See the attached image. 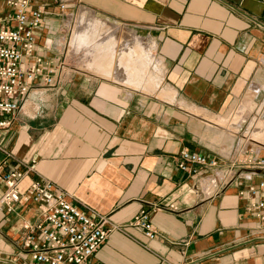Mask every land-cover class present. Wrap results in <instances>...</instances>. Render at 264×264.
<instances>
[{
    "label": "crops",
    "instance_id": "crops-1",
    "mask_svg": "<svg viewBox=\"0 0 264 264\" xmlns=\"http://www.w3.org/2000/svg\"><path fill=\"white\" fill-rule=\"evenodd\" d=\"M8 1L0 0L5 29L15 25ZM30 8L43 13L36 42L56 68L63 26L71 30L63 22L79 9L86 22L88 11L109 26L110 39H139L156 88L61 67L57 85L34 86L0 130L1 172L25 175L21 193L50 182L83 213L105 218L110 232L94 264H264V221L247 211L264 197L249 193L264 167L244 163L264 150L236 157L226 147L242 126L232 123L240 106L250 110L246 122L264 105V0H30ZM184 149L217 158L223 180L182 173ZM142 209L155 240L133 224ZM37 216L32 202L0 208V264H37L21 244L22 225Z\"/></svg>",
    "mask_w": 264,
    "mask_h": 264
},
{
    "label": "built area",
    "instance_id": "built-area-1",
    "mask_svg": "<svg viewBox=\"0 0 264 264\" xmlns=\"http://www.w3.org/2000/svg\"><path fill=\"white\" fill-rule=\"evenodd\" d=\"M8 4L15 8V25L6 29L0 26V130L9 128L34 86L57 85L61 68L40 55L35 36L43 13L37 8L31 9L30 0H9ZM63 9L61 5L60 10ZM178 159L179 170L192 178L207 179L210 184L223 180L218 175L221 165L213 156L184 149ZM244 163L264 167V156L255 160L248 157ZM253 175L250 172L246 176ZM24 176L18 170L1 172L0 167V184L4 187L0 208L11 213L14 205L21 201L37 205L36 220L21 227V244L30 258L37 264H94L92 258L110 232L105 227V218L96 219L83 213L50 182H32L26 192L21 193L18 185ZM227 177L230 173L224 176ZM261 190H264V177L249 193L255 197ZM260 195L247 206V211L256 220L264 221V197ZM133 224L143 231L146 239L155 240L157 233L151 225L149 211L140 210Z\"/></svg>",
    "mask_w": 264,
    "mask_h": 264
},
{
    "label": "bare ground",
    "instance_id": "bare-ground-1",
    "mask_svg": "<svg viewBox=\"0 0 264 264\" xmlns=\"http://www.w3.org/2000/svg\"><path fill=\"white\" fill-rule=\"evenodd\" d=\"M84 26L78 27L77 33L72 38V41L73 48L77 50V53L81 52L83 57H88V70L105 78L126 82L136 89H143L145 92H150L156 88L155 82L153 81L155 80V76H147L146 65L148 53L143 50V45L139 39L136 38L134 40L136 44L131 49L125 47L122 41L121 43L118 42L115 44L113 39H98L97 34L100 30H107L106 32L110 34L112 30L109 26L103 25L100 22L90 23L88 26ZM262 110L264 112V105ZM249 114V108L240 106L236 116L232 119L233 125L239 126L240 123H245L244 120ZM213 121L223 127L228 125V122L220 118L214 119ZM252 126L253 130L251 129L248 134L264 143V123L259 121L252 124ZM233 130L237 131L238 129L233 127Z\"/></svg>",
    "mask_w": 264,
    "mask_h": 264
},
{
    "label": "rangeland",
    "instance_id": "rangeland-1",
    "mask_svg": "<svg viewBox=\"0 0 264 264\" xmlns=\"http://www.w3.org/2000/svg\"><path fill=\"white\" fill-rule=\"evenodd\" d=\"M79 9H77L78 11ZM76 10L71 12L72 17L69 18V20L65 21L63 23H65L66 25H70L71 26V30L65 26H63V35L64 36V57L60 62V66L65 69V68H77V69H83L85 70V68L87 67V62H88V57L85 56L83 57L82 53L79 52L77 53V50H75L73 48V41L72 38L74 37V35L77 33L78 27H85L84 25L88 26L90 23H94V22H102L101 20H98L99 18H97L93 13H89L87 11V17L90 18V20H87V22L81 18V16L78 14ZM71 19V21H70ZM104 24V22H102ZM90 27V26H89ZM88 27V28H89ZM107 30H100L99 33L97 34L98 39L100 38H106L110 39L108 32H106ZM72 35V38H71ZM105 35V37H104ZM116 40H114V43H118L121 41L124 42L125 47H129L132 49V47L136 44L135 41H128V39L126 40V37L123 36V34H114ZM138 36H140V34H137ZM71 38V43H70V49H72L76 54H80L79 56L77 55H73V53L70 52L68 44H69V40ZM120 39V40H117ZM123 39V40H122ZM93 48V47H92ZM149 62V53H148V59H147V63ZM85 67V68H84ZM149 76V75H148ZM152 76H155L152 75ZM262 106L261 104L259 105V108L256 110V112H254V114L250 115L251 118L249 120H247L244 124H242L241 127H239L238 131L236 134L237 139L235 140V143L233 145L230 146H226L229 149H231L232 146V150L234 152V154L237 156H240L242 153H256V148L257 149H262L264 150V143L258 141L257 139L253 138L250 134H248L249 130H253V126L252 124L256 123V122H263L264 123V112H262ZM256 113V114H255ZM237 112L235 113L234 117L236 116ZM227 130V129H226ZM224 133V130H222ZM234 133V132H233ZM222 147V146H221ZM261 151V150H260ZM226 155H228L226 153Z\"/></svg>",
    "mask_w": 264,
    "mask_h": 264
}]
</instances>
